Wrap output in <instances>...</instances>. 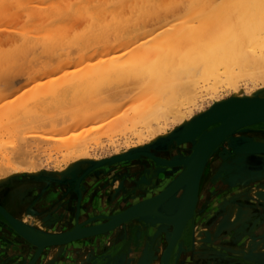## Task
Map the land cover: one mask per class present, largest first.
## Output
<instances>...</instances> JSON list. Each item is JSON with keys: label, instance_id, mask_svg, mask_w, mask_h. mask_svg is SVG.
Listing matches in <instances>:
<instances>
[{"label": "bare ground", "instance_id": "obj_1", "mask_svg": "<svg viewBox=\"0 0 264 264\" xmlns=\"http://www.w3.org/2000/svg\"><path fill=\"white\" fill-rule=\"evenodd\" d=\"M180 6L186 7L182 13ZM178 8L182 17L148 25ZM147 25L153 29L141 31L146 36L140 38L137 32ZM21 74L26 82L10 98L17 90L13 80ZM223 86L228 96L216 93ZM126 96L130 101L120 104L124 110L115 122L122 129L142 126L133 130L139 141L125 152L92 158V143L84 134H66L105 119L106 105ZM169 117L173 127L162 134L161 121ZM45 126L58 127L51 134L60 136L26 135L28 128ZM48 140L51 146L44 143ZM151 141H158L155 149L148 147ZM32 142L39 150L41 143L55 145L58 153L65 149L60 159L68 164L0 177V208L13 223L0 215L4 264H205L195 258L196 243L188 246L184 233L193 205V231L197 212L208 224L217 214L214 230L223 242L211 245L213 255H227L231 240L246 261L264 264V177L256 179L259 185L252 191L250 185L251 194H236L237 203L229 197L212 200L215 194L208 193L216 181L234 178L236 169L248 166L246 160L257 158L254 149L264 151V3L0 0V146L14 153L0 152L1 158L8 163L24 154L22 164L41 166L34 158L36 145L30 151ZM194 143L196 153L189 158ZM143 146L150 157L130 158L144 150L123 155ZM245 148L251 154H244ZM90 162L94 169L81 179ZM212 166L217 173L203 188ZM3 168L4 173L8 168ZM70 233L80 237L59 240ZM203 244L198 247L205 249ZM24 247L27 255L17 250Z\"/></svg>", "mask_w": 264, "mask_h": 264}, {"label": "rangeland", "instance_id": "obj_2", "mask_svg": "<svg viewBox=\"0 0 264 264\" xmlns=\"http://www.w3.org/2000/svg\"><path fill=\"white\" fill-rule=\"evenodd\" d=\"M181 8H182V10H181V8H178V10L176 9V11H177V13H178V11H179V13H180V10H181V13L182 12H184L185 11V8H184V6H180ZM183 8H184V10H183ZM176 11L174 10L173 11V13H171V14H169V16H168V18H167V16H164V17H162L161 19H159V21H160V23H159V21H157V22H155L153 25L150 23H148V25L149 26H153V27H157V26H159V25H162L163 23H167L168 21H170L172 18L174 19V18H176V16L178 17L180 14L178 13V15H177V13H176ZM175 13V14H174ZM171 15V16H170ZM181 17H182V14L180 15ZM179 18V17H178ZM169 19V20H168ZM164 21H166V22H164ZM146 26L144 29H142V30H140V31H138L137 33H139V37L140 38H142L141 36L142 35H144L146 32H148L149 30H151V29H153V27H149V26ZM144 30V31H143ZM141 31H143V32H145V33H140ZM137 33L135 32L134 34L135 35H137ZM141 34V35H140ZM147 34V33H146ZM146 34H145V36H146ZM95 45H97L96 43H94V44H90V48L92 47V46H95ZM37 50H35V51H33L32 53L34 54V52H36ZM76 53V52H75ZM74 53V54H75ZM31 56V55H30ZM33 64H31V65H29L28 67L30 68H28V67H26L29 71L30 70H33L34 69V67H35V62H32ZM34 65V66H33ZM25 70V69H24ZM24 70H22V72L24 73ZM24 76V74H21V76H19V77H17V78H15L14 80H13V84L17 87V90L12 94V95H10V98L11 97H15V96H18L19 95V93H20V90H21V88L19 87L20 85H22L23 83H25L26 81V77H23ZM25 78V79H24ZM25 81V82H24ZM33 81V79L31 80V82ZM34 81H35V79H34ZM33 83V82H32ZM257 83L258 84H260V80H257ZM19 87V88H18ZM134 90H136V89H134ZM139 90H141V89H139ZM139 90H137V91H135V92H140ZM227 90V88L225 87L224 88V86L223 87H221V88H218L217 89V92L216 93H218V95L220 94V96H228L229 95V93H230V91L228 92V91H226ZM19 92V93H18ZM141 92H142V90H141ZM222 92V93H221ZM225 92V93H224ZM128 97H130V96H126V97H123L124 99H116L117 101H115V100H113V104H112V102H111V104L109 103L108 105H106L105 107L106 108H104L103 110H105V111H107L108 113H106V112H104L103 114L105 115V114H107V116H105L106 118L105 119H97L96 121H94V122H92V123H90L89 122V124L88 125H84V127L82 126V127H77V128H74L73 127V129L71 128V129H69L70 131L69 132H65V130H64V132L68 135L69 133L71 134V136H72V134L74 135V134H84L85 135V138L87 139V141H90L89 142V145L91 144L92 145V149H90L89 150V152H90V156L92 157V158H95V156H96V158H100L101 156L102 157H106V156H110L111 154H114V153H120V152H125L126 151V149H128L129 148V146L132 144H136V142L137 141H139V139L137 138V136H135L136 134L133 132V130L134 129H140L141 128V126H142V124H140V123H137L136 124V126H132V125H130V124H126L124 127H123V129H122V127H118L119 125H118V123L117 122H115V120H116V116L118 115V114H120L121 113V111H122V109L124 110V106L123 107H121L122 106V104H126L125 102H129L130 100H128ZM209 98V97H208ZM208 98H206L207 100H209ZM206 99H204V107H207L208 106V103H209V101H206ZM128 100V101H127ZM115 101V102H114ZM208 102V103H207ZM120 104H121V106H120ZM117 105H119L120 107H121V109L119 108V107H117ZM119 108V109H118ZM107 109V110H106ZM117 109V110H116ZM193 109H195V107L193 108ZM197 109V108H196ZM195 109V110H196ZM104 117V116H103ZM164 120V119H163ZM173 119H171V117H169L168 118V120L166 119V121H161V133L163 134V133H166V132H169V130H171V128L173 127V122L174 121H172ZM163 124V125H162ZM60 125V124H59ZM59 125H55V126H59ZM53 127V129L54 128H56V127ZM61 126V125H60ZM49 127V126H48ZM47 126H45V127H31V128H28L27 129V131H26V135H28V136H41V137H43V136H47V135H56L57 133H52L51 134V132L53 131V129L50 127V129L48 128ZM103 127V128H102ZM163 127V128H162ZM57 129H58V127H57ZM57 129H54V131H56ZM162 129H164V130H162ZM51 130V131H50ZM68 131V130H67ZM63 132V131H62ZM61 133V132H60ZM1 135H2V137L3 138H6V136H5V133H1ZM58 136H60L59 134H57ZM67 135H66V137H67ZM63 136V135H62ZM83 136V135H82ZM68 137H70V135L68 136ZM63 138V137H62ZM65 138V137H64ZM145 140H148V139H145ZM15 140L13 139V143H15L14 142ZM43 141V140H42ZM49 141V142H48ZM47 142L45 141L44 143L45 144H48L47 146H49L50 144V141L51 140H48ZM155 141V140H154ZM154 141H151V142H154ZM56 142V141H55ZM132 142V143H131ZM135 142V143H134ZM52 143H54V141H52ZM17 144H18V142H17ZM16 144V145H17ZM31 144V143H30ZM44 144V145H45ZM55 144V143H54ZM150 144V143H149ZM35 145L36 144H34L33 142H32V144H31V146H28V148H26V149H29L30 147H31V150L30 151H32V149L33 148H35ZM37 145H39L38 143H37ZM37 145H36V154H35V152H30V154L31 153H33L32 155H34L35 154V157L34 156H32V157H34L37 161H38V159H39V161L41 162V166H40V164H38L40 167L38 168V167H36V166H38L37 165V163H35L36 164V166L34 165V168L32 169L31 168V166H29V165H25V164H22L23 162L22 161H24L23 160V158L20 160V156H22V154L19 152V154H21V155H19V157L18 158H16L17 156V154L15 155V158H16V161H14L15 160V158H14V155H13V158L10 160V159H8L9 161H8V163L5 161V159H6V157H5V159L4 158H1V154H0V177L2 178L3 177V175H7V174H11V172L13 173V172H15V171H17V172H15V173H19V174H29V170H32V171H34V169L35 170H44V169H46V170H50V171H56V170H61L62 168H64L65 167V165H67L68 163L67 162H63L60 158H61V154H64L65 153V149H61V151L58 153L56 150V148H55V145H52V147L54 148V149H52V147H47L46 145L45 146H43V143H41L40 144V148L42 149V147L41 146H43L44 148L41 150V152H40V150H39V148L37 149ZM56 145H57V143H56ZM34 146V147H33ZM51 146V145H50ZM3 146H0V152H3L2 154H6L8 151L9 152H11L10 150H8V148H7V152L5 151V153H4V148H2ZM46 147V148H45ZM6 148V147H5ZM48 148V149H47ZM51 148V149H50ZM1 149H4L3 151L1 150ZM10 149V148H9ZM45 149V151L47 150H49L48 152L46 151V152H43V150ZM34 151V150H33ZM9 152H8V154H9ZM15 152H17V151H15ZM27 151H25V153H26ZM12 154H14L13 152H11ZM38 153V154H37ZM27 154H29L28 152H27ZM36 155H38V156H36ZM25 155L23 154V156L22 157H24ZM9 157H12V155L10 156L9 155ZM28 157L29 158H32L31 156H29L28 155ZM26 157H24V159H25ZM28 159V158H27ZM33 159V158H32ZM57 159H58V161H57ZM63 159V158H62ZM7 160V159H6ZM35 160V161H36ZM55 160V161H54ZM22 163H21V162ZM32 161V160H31ZM34 161V160H33ZM32 161V162H33ZM34 161V162H35ZM36 161V162H37ZM39 161H38V163H39ZM43 162V163H42ZM29 164H31L30 162H28ZM67 163V164H66ZM58 164V165H57ZM17 166L18 168H20V170L17 168H12L13 170H11V168H10V166ZM32 165V166H33ZM3 166H4V168H3ZM64 166V167H63ZM5 167H7L8 169H10V171L7 169V173L6 172H2V168L3 169H5ZM30 167V168H29ZM44 167V168H43ZM60 167H62V168H60ZM28 168V169H27ZM38 168V169H37ZM60 168V169H59ZM25 169H27V170H25ZM218 170V169H217ZM217 170H215L214 168H213V166H212V168L210 169V168H208V170H207V177H206V179H205V181H204V186H203V188H205L206 186H207V183H210L209 182V179L211 178V179H213L214 178V176L213 175H215L216 173H217ZM62 175H64V173L62 174ZM64 180H68V178L67 177H65L64 176ZM237 180L239 181V177L237 178ZM213 181V180H212ZM256 182H257V180H256ZM251 183V182H249V183H247V184H241V183H239V184H235V185H233V186H227L226 184L227 183H218L217 181L215 182V185L213 186V187H211V188H209L208 189V193L209 194H215V197L212 199V200H214V199H217V198H220V197H223V198H228V200L229 201H232V202H234V203H237V201H236V198H237V196L238 195H236V194H238V193H240V192H242L243 190L244 191H249V192H247V193H252L251 191L253 190V189H255V186L257 187L258 185H259V182H257V183ZM242 185V186H241ZM249 185V186H248ZM250 185H251V187H250ZM236 186H239V187H236ZM248 186V187H247ZM249 187H250V189H251V191H250V189H249ZM228 188V189H227ZM245 188H247V189H245ZM221 191V192H220ZM226 192V193H225ZM222 193V194H221ZM234 196H232V195ZM232 196V197H231ZM254 214V213H253ZM200 216H201V214L199 213V212H197V219L195 218V229H194V231H193V225H187V228H188V234L190 235L191 234V237H192V241H194V244L196 243V253H194L195 254V258H199V259H202V261H204L205 262V264H247V262H245L244 260L245 259H243V257H244V254L242 253V252H240L239 250H238V252H237V249H233L234 247H235V245H236V242L235 241H231V240H229L228 242H227V244L229 245V247H227L225 250H227L228 251V254L227 255H225L224 257H219V255L218 256H215V255H213L212 253H211V249H212V246L211 245H213V246H218V244H220V243H222L223 241L222 240H220L217 236V234L215 233V228H214V224L216 223V220H217V214L215 215V217L212 219V220H209V223L210 224H208V222H201V220H199V218H200ZM246 218H248V217H246ZM193 222V221H192ZM261 222V224L262 223H264V220H261L260 221ZM207 224V225H206ZM209 226V227H208ZM207 229V230H206ZM202 232H204V233H202ZM196 233V234H195ZM208 233V235H206ZM213 233V234H212ZM216 234V235H215ZM206 235V236H205ZM202 236H203V239H204V241H203V239H202ZM205 236V237H204ZM215 236V237H214ZM195 237V238H194ZM190 238V237H189ZM195 239V240H194ZM200 239V240H199ZM197 240V241H196ZM202 240V241H201ZM218 242V243H217ZM233 242V243H232ZM200 243H204V244H206V245H202V247H204L205 249H200L199 247H198V245L200 244ZM208 243V244H207ZM255 243H258V240H255ZM230 244H232V245H230ZM234 245V246H233ZM207 248H206V247ZM245 247H247V246H249L248 244H246V245H244ZM244 246H242V248L244 247ZM233 249V250H232ZM198 250H199V252H198ZM231 250V251H230ZM210 251V252H209ZM204 254L205 255H207V256H204ZM236 254V255H235ZM243 254V255H242ZM213 256V257H212ZM215 256V257H214ZM233 256V257H232ZM242 256V257H241ZM207 257V258H206ZM217 257V258H216ZM226 257V258H225ZM213 258V259H212ZM221 258V259H220ZM240 258V259H239ZM234 261V262H233ZM239 262V263H238ZM187 264H189V263H187ZM249 264V263H248ZM254 264V263H253Z\"/></svg>", "mask_w": 264, "mask_h": 264}, {"label": "water", "instance_id": "obj_3", "mask_svg": "<svg viewBox=\"0 0 264 264\" xmlns=\"http://www.w3.org/2000/svg\"><path fill=\"white\" fill-rule=\"evenodd\" d=\"M209 132H205L204 133V135L203 134H200V136H199V141L198 142H200V140H202L201 138H204V136H206L207 134H208ZM179 139H182V137L179 135V137H178ZM158 142V141H157ZM157 142H153V143H151V144H149L148 145V147H152V148H154L155 149V145L154 144H156ZM196 143V142H195ZM194 143V144H195ZM192 145V147L190 146V148H188V150L190 151V153H189V158L191 157V155L193 154V152L194 153H196V146H197V144H195V145ZM199 144V143H198ZM194 146V147H193ZM193 148V149H192ZM141 150H144V152L142 153V154H134L132 157H130L132 160H136V159H138V158H141V156L142 155H145V156H147V157H142V158H148V157H150V154L148 153V149H147V147H145V146H143V147H139V148H135L134 150H132V151H129V152H126V153H123V155H127L128 153H130V152H139V151H141ZM156 151V150H155ZM188 151V152H189ZM206 151H210V147L209 148H207L206 149ZM242 151H244L245 153L244 154H251L250 153V151L248 152L247 150H246V148H245V150H242ZM254 151L255 152H257V158H254V160H252V161H249V160H246V164L249 166H251V168H249L248 166H245V167H243V168H240V169H236L235 170V165H233V167H234V170H235V177L233 178H231V179H228V180H226V182L225 183H227L226 185L227 186H233V185H235V184H239V183H241V184H247V183H249V182H251V181H254V180H259V179H261V176H260V172L261 171H264V159H261L260 157H262V156H264V151H260V149H257V150H255L254 149ZM208 154V153H207ZM207 154L206 155H204L203 157H201L200 156V159H201V162L199 163V166H198V169H197V174H198V172L199 171H201V168H202V166H203V163H204V161H205V159L207 158ZM122 154H121V156H123ZM118 156H120V155H118ZM141 158V159H142ZM199 159V160H200ZM234 161V160H233ZM224 164H225V162H224ZM93 165H95V163H92V162H90V166L89 167H87L86 169H84L83 171H82V175H81V179H82V177H84V175H90V173H91V170H92V168L94 167ZM232 167V166H231ZM230 167V168H231ZM94 169V168H93ZM240 170V172H237V171H239ZM226 173H227V171H225L224 172V175H226ZM197 174H196V176H195V181H193V183L195 182V184H194V188H193V194L195 195V188H196V184H197V179H198V177H197ZM199 176V175H198ZM239 177V181L237 180V178ZM63 180V179H62ZM66 181V180H65ZM61 195H63V192L61 193ZM77 198H78V195H77ZM194 206V205H193ZM193 206H191V210H190V212H189V217H188V221H186V223H185V225L187 224V225H189V223L191 224L192 223V221H193V215H192V213H193ZM1 209V208H0ZM3 211V212H2ZM5 211L3 210V208L0 210V215H1V217L8 223H10V224H13L12 222H10V220H8V218H6V214H3ZM5 215V216H4ZM185 225L183 226V228H184V233H185V235H187L188 236V238H187V243H188V246H191V244L193 243V241H192V237H191V234L189 235L187 232H188V228L187 227H185ZM105 228V227H104ZM15 232H17L19 235H21L18 231H16V230H14ZM101 232V231H100ZM24 237V236H23ZM77 237H80V234H78V233H70V234H68V235H66V236H64V237H61L59 240H61V241H68V240H70V239H73V238H77ZM190 237V238H189ZM25 238V237H24ZM48 243H52V241H48V242H44V243H42L41 244V246H42V248H43V246L44 245H46V244H48ZM14 245V244H13ZM170 245V247H171V243L169 244ZM14 248H17L18 246H16V245H14L13 246ZM12 247V248H13ZM169 247V248H170ZM39 249H40V247L39 248H37L36 250H35V252H33V254H32V259H33V262H34V260H35V257L36 256H38L37 254L39 253ZM19 252H23V253H25L26 255H27V253H26V251H28V249L26 248V247H24V248H19V249H17ZM8 257V256H7ZM31 259V260H32ZM243 259H246V257H243ZM6 260L5 259H2V260H0V264H4V262H5ZM245 262H248V261H246V260H244ZM256 263H258V262H256ZM35 264H37V263H35Z\"/></svg>", "mask_w": 264, "mask_h": 264}, {"label": "snow or ice", "instance_id": "obj_4", "mask_svg": "<svg viewBox=\"0 0 264 264\" xmlns=\"http://www.w3.org/2000/svg\"><path fill=\"white\" fill-rule=\"evenodd\" d=\"M262 3H264V0H262ZM260 158H261V159H264V156H262V157H260ZM248 167L251 168L250 165H249ZM260 176H261V177H264V171H261V172H260ZM235 219L238 220V219H239V216L237 215V217H236Z\"/></svg>", "mask_w": 264, "mask_h": 264}, {"label": "crops", "instance_id": "obj_5", "mask_svg": "<svg viewBox=\"0 0 264 264\" xmlns=\"http://www.w3.org/2000/svg\"><path fill=\"white\" fill-rule=\"evenodd\" d=\"M224 256H225V255H224ZM224 256H221V255H220L219 257H224ZM220 259H221V258H220ZM248 263H249V264H253V263H251V262H247V264H248ZM244 264H245V263H244Z\"/></svg>", "mask_w": 264, "mask_h": 264}]
</instances>
